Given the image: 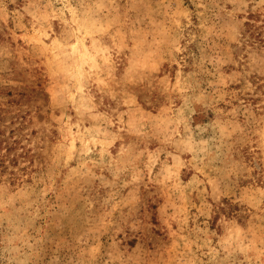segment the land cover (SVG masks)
I'll list each match as a JSON object with an SVG mask.
<instances>
[{
    "label": "rangeland",
    "instance_id": "rangeland-1",
    "mask_svg": "<svg viewBox=\"0 0 264 264\" xmlns=\"http://www.w3.org/2000/svg\"><path fill=\"white\" fill-rule=\"evenodd\" d=\"M0 264H264V0H0Z\"/></svg>",
    "mask_w": 264,
    "mask_h": 264
},
{
    "label": "trees",
    "instance_id": "trees-1",
    "mask_svg": "<svg viewBox=\"0 0 264 264\" xmlns=\"http://www.w3.org/2000/svg\"><path fill=\"white\" fill-rule=\"evenodd\" d=\"M2 162H3V164L5 163V161H4V160H3Z\"/></svg>",
    "mask_w": 264,
    "mask_h": 264
}]
</instances>
